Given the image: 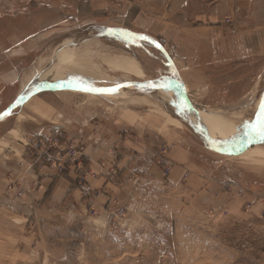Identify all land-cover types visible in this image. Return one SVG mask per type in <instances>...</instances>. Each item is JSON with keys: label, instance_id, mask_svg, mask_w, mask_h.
Wrapping results in <instances>:
<instances>
[{"label": "rangeland", "instance_id": "obj_1", "mask_svg": "<svg viewBox=\"0 0 264 264\" xmlns=\"http://www.w3.org/2000/svg\"><path fill=\"white\" fill-rule=\"evenodd\" d=\"M57 72L118 93L0 121V264H264V0H0V114Z\"/></svg>", "mask_w": 264, "mask_h": 264}, {"label": "water", "instance_id": "obj_2", "mask_svg": "<svg viewBox=\"0 0 264 264\" xmlns=\"http://www.w3.org/2000/svg\"><path fill=\"white\" fill-rule=\"evenodd\" d=\"M55 87H69V88H75V89H81L83 91H87L89 93H95V94H117V91H114L113 89H107V88H99V87H92L74 80H69V79H61L57 80L54 82H48L44 83L40 86H38L36 89H34L32 92L28 94L21 95L16 98V100L11 104L9 108H7L4 112L0 114V121L6 118L7 116L11 115L13 109L18 106L22 105L26 101H28L33 95L45 91L48 89H52ZM190 124V122H187ZM204 132V138L210 142L216 145L219 148H222L224 151H227L231 154H241L243 153L246 149H248L251 145L255 144L259 140V134H255L250 138V140L247 142L246 145L241 146V147H230L227 145L224 141L213 139L212 137L209 136V133H207L206 130H202Z\"/></svg>", "mask_w": 264, "mask_h": 264}, {"label": "crops", "instance_id": "obj_3", "mask_svg": "<svg viewBox=\"0 0 264 264\" xmlns=\"http://www.w3.org/2000/svg\"><path fill=\"white\" fill-rule=\"evenodd\" d=\"M94 25H99V24L95 23ZM173 35H174V33H173ZM125 161L126 160H124L123 162H125ZM151 165H153V164L149 163V166L147 167V169H149ZM176 168L182 170V167L176 166ZM177 176H178L177 174H174V176H172V178L170 180L171 183L169 182L171 185H180L181 182H180V180L178 179ZM58 184H60L58 188H60V186H64L65 187L64 191L63 192L61 191L59 193L61 195L59 197L62 198L63 196H65L64 193L65 192L67 193V191H68V189H67L68 188V185L66 186L65 183L62 180L61 181L59 180ZM87 184L89 185V187L91 189H93V190L96 189L97 190V195L94 196V199H93L94 205L97 207V209L103 211V209L108 208V205H109L108 204V201L110 199L109 195L111 194L109 192V190L111 188H113L112 187V185H113L112 184V180L108 176H102L100 178L98 177V179L97 178H95V179H93V178L92 179L91 178L88 179V183ZM64 187H62V188H64ZM72 191L75 192L76 195L79 193L78 191L77 192L74 191V190H72ZM42 195H43V193H42Z\"/></svg>", "mask_w": 264, "mask_h": 264}, {"label": "bare ground", "instance_id": "obj_4", "mask_svg": "<svg viewBox=\"0 0 264 264\" xmlns=\"http://www.w3.org/2000/svg\"><path fill=\"white\" fill-rule=\"evenodd\" d=\"M101 61L103 62V63H105L106 65H108V66H111V67H113V68H116V69H119V70H124V71H130V72H132V70H135V68H136V65H135V63L131 60V59H128V58H126V57H123V56H118V57H106V56H104V55H102L101 56ZM76 63L78 64V62L77 61H75V60H71V61H69L68 62V65L70 66V68H69V66L67 67V68H69L68 69V71H74V72H78V73H81V74H83L84 75V71H82L81 69H79V67H78V65H76ZM79 66H80V64H79ZM82 67V66H81ZM83 68V67H82ZM64 69V68H63ZM63 69H62V71H63ZM71 69V70H70ZM67 70V69H66ZM56 71V70H55ZM58 71H60V70H58ZM85 73H87V71L85 72ZM91 74V73H90ZM51 76H56V77H54V79H52L53 81H57V80H60V79H64L62 76H60L59 74H58V72H57V74L56 73H53ZM58 76H60V77H58ZM88 79H92L93 77H94V75L92 74V75H89V73L87 74V75H85ZM56 78V79H55ZM66 78V77H65ZM95 78V77H94ZM51 79V78H50ZM51 80V81H52ZM216 116V115H215ZM219 116V115H218ZM217 117V116H216ZM209 120V119H208ZM222 131V130H221ZM222 132H224V131H222ZM247 150V149H246ZM245 150V151H246Z\"/></svg>", "mask_w": 264, "mask_h": 264}, {"label": "built area", "instance_id": "obj_5", "mask_svg": "<svg viewBox=\"0 0 264 264\" xmlns=\"http://www.w3.org/2000/svg\"><path fill=\"white\" fill-rule=\"evenodd\" d=\"M54 139L57 140V136H55ZM63 145H64V144H63ZM61 146H62V144H61ZM64 147H65L66 149H68L67 152L70 151L71 154L76 153V150L73 148L74 145H73L72 143H70L69 145H65ZM61 150H62L61 148H60V149L58 148V150L56 151V152L58 153V155L61 153ZM67 154H68V153H67ZM19 194H20V193H19Z\"/></svg>", "mask_w": 264, "mask_h": 264}, {"label": "flooded vegetation", "instance_id": "obj_6", "mask_svg": "<svg viewBox=\"0 0 264 264\" xmlns=\"http://www.w3.org/2000/svg\"><path fill=\"white\" fill-rule=\"evenodd\" d=\"M178 100H179V102H182V101L184 102V101H185V99H184V95H183L182 93H181V96H180V98H179ZM184 118H186V117L184 116ZM184 121H185V120H184ZM185 122H186V121H185ZM214 139H215V138H214ZM222 139L224 140V138H222ZM222 139H221V141H223ZM217 140H218V139H217ZM219 140H220V139H219ZM224 142H225V141H224ZM225 143H226V142H225ZM227 145H228V144H227ZM258 182H259V181H258ZM255 183H256V182H255ZM257 184H258V183H257Z\"/></svg>", "mask_w": 264, "mask_h": 264}]
</instances>
